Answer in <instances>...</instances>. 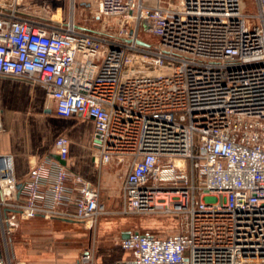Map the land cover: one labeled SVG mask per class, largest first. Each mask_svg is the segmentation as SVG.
Returning <instances> with one entry per match:
<instances>
[{
  "label": "built area",
  "instance_id": "built-area-1",
  "mask_svg": "<svg viewBox=\"0 0 264 264\" xmlns=\"http://www.w3.org/2000/svg\"><path fill=\"white\" fill-rule=\"evenodd\" d=\"M21 2L0 1V77L42 87L57 116L92 119L93 163L116 171L119 206L69 170L63 136L24 179L0 155V264L18 221L93 230L107 215L175 231L135 230L115 243L128 259L99 263L91 248L74 264H264V0L253 15L245 0H88L84 22L76 0L65 20Z\"/></svg>",
  "mask_w": 264,
  "mask_h": 264
},
{
  "label": "crops",
  "instance_id": "crops-1",
  "mask_svg": "<svg viewBox=\"0 0 264 264\" xmlns=\"http://www.w3.org/2000/svg\"><path fill=\"white\" fill-rule=\"evenodd\" d=\"M0 110L4 127L0 133V155L12 157L17 179H24L28 174L29 164L43 158L50 152L54 140L63 136L69 144V156L66 161L69 170L107 192V209L113 210L119 206V199L116 204L115 200H111L116 171L112 167L99 171L93 163L92 119L81 115L57 116L51 109L42 87L2 77ZM136 219L134 216H104L99 220L97 228L103 233L118 232L119 238H122L132 231L139 230ZM88 249L91 248H86L83 252ZM93 251L95 260L99 263L129 258L128 254L107 247L106 244L93 247Z\"/></svg>",
  "mask_w": 264,
  "mask_h": 264
},
{
  "label": "rangeland",
  "instance_id": "rangeland-1",
  "mask_svg": "<svg viewBox=\"0 0 264 264\" xmlns=\"http://www.w3.org/2000/svg\"><path fill=\"white\" fill-rule=\"evenodd\" d=\"M87 1L76 0L75 18L77 21L84 22L92 18V9L82 5L83 2L87 3ZM250 2L251 0H245L247 8L244 12L253 15L255 8L249 4ZM21 4L22 7L29 8L26 11L35 12L53 20H65L70 15L69 0H22ZM47 6L51 9L48 13L45 10ZM58 8L61 10L56 11ZM141 37L146 42H154L149 35H142ZM119 174H122V171L119 172L118 170ZM119 181V176L116 174L111 196V200H115V204L119 199ZM103 192L106 198L105 202L108 203L109 196L104 190ZM136 224L140 231H150L159 237L169 236L175 231V223L172 219L141 216L137 217ZM97 227L89 230L78 223L43 219L18 221L15 230L9 236L14 256L12 264H15L16 261L24 264H72L78 261L80 254L86 248L93 249L95 246L106 244L107 247L118 249L115 243L119 239V233L99 232Z\"/></svg>",
  "mask_w": 264,
  "mask_h": 264
},
{
  "label": "water",
  "instance_id": "water-1",
  "mask_svg": "<svg viewBox=\"0 0 264 264\" xmlns=\"http://www.w3.org/2000/svg\"><path fill=\"white\" fill-rule=\"evenodd\" d=\"M82 5H84V6H86V7L89 6L88 4H84V3H82ZM46 112H49V111H46ZM51 157L54 158V159H56V160H58V157H56V156H54V155H52ZM61 163H62V164H65L64 161H61ZM127 237H128V236L126 235V236H124V237H122V238H127Z\"/></svg>",
  "mask_w": 264,
  "mask_h": 264
}]
</instances>
